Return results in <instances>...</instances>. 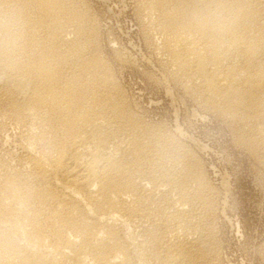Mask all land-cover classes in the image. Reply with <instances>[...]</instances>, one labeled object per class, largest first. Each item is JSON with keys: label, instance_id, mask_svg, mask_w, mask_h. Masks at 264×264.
Returning a JSON list of instances; mask_svg holds the SVG:
<instances>
[{"label": "bare ground", "instance_id": "6f19581e", "mask_svg": "<svg viewBox=\"0 0 264 264\" xmlns=\"http://www.w3.org/2000/svg\"><path fill=\"white\" fill-rule=\"evenodd\" d=\"M39 1L40 20L35 21L24 33L18 32L19 29L15 26L12 28V22L16 24V21L10 15L14 10H10L9 6L8 10L4 7L0 18V88H9V92L5 91L12 95V103H19L22 111H26L25 117L31 120L24 139L26 142L23 140L26 143L23 148L28 153L31 164L40 172L39 178L49 179V183L46 182L48 185H44L38 192L31 191L30 187L27 189L16 174H7L10 173L8 171L2 176L0 173V251L3 255L4 252L8 254L3 261L6 264H145L143 260L148 259V256L143 260L139 256L137 260H132L133 255L128 249L131 245L128 247L122 244L123 238L118 235L121 231H117L115 225L126 221L123 220L128 211L125 197H133L135 201L140 199L138 190L145 185L141 183L142 178L136 179L134 176L130 165L133 163L132 166L136 169V160H128V155L134 156V159L138 156L140 161L143 158L139 156L141 153L158 144L155 143L154 146L152 139V145L148 144V139L144 140L145 132L141 137L139 133L145 128L142 129L140 123V128L137 127V121L132 120L131 115H128L130 113H125L123 101L106 91L104 95L100 93L98 96L96 86L92 82H85L90 75L89 78H93V82H98L101 87L113 88L110 78L103 73L98 58L94 56L86 60L75 44H71L70 48L68 46V50L59 45L58 42L63 44L68 41L62 35L64 32L69 34L73 30L83 34L84 20L63 16L61 4L57 0ZM143 3L147 14L151 17L152 14L157 15L153 20L154 25L169 33L164 48L172 60L175 70L173 73L180 79L183 88L186 87V81L198 78L204 90L202 101L207 107L214 108L222 115L231 113L228 116L244 123L253 117L264 123V111L260 104L262 99L255 97L256 91H262L264 95V59L260 44L263 37L261 30L264 28V0H143ZM71 25L73 29L70 28ZM41 29L45 36L39 39L36 36ZM108 110L113 117L108 116ZM43 112L47 113L49 124L56 128L55 158L39 157L40 152L37 153L40 141L45 136L41 134L43 138L41 135L37 137L36 133H32V125L46 123L41 122ZM46 140L45 138L44 142ZM57 173L61 174L59 178ZM169 175H162V183L158 185L156 182V187L171 183L173 176ZM153 178L155 179L151 175L148 177L149 180ZM180 188L178 199L181 207L175 205L179 208H171L176 215L183 214L185 205L190 201L186 193L188 188L187 191L184 187ZM154 192L150 195L147 193V196L153 199ZM46 200L53 204L47 214L45 211L43 213L40 206ZM174 201L176 200L172 199ZM196 201L198 199L194 202ZM76 216H84L82 218H86V224L90 227L93 225L97 230L95 228L96 231L83 236L84 238L81 234L82 240H78L77 235L78 238L73 239L64 234L62 227L73 224ZM17 240L24 241L23 248L18 247ZM133 241L131 243L136 242ZM136 245L132 248L135 249ZM173 249L164 252L157 260L160 259L162 264H186L183 261L189 257V248L183 251L180 247L177 252Z\"/></svg>", "mask_w": 264, "mask_h": 264}, {"label": "rangeland", "instance_id": "374dc122", "mask_svg": "<svg viewBox=\"0 0 264 264\" xmlns=\"http://www.w3.org/2000/svg\"><path fill=\"white\" fill-rule=\"evenodd\" d=\"M57 1L61 4L63 16L73 20L81 18L85 24L83 34H78L68 27L67 31L71 32L62 34L64 38L66 37L65 41H68L63 44L58 42L59 45L62 49L68 50V46L70 48L71 44L73 46L75 44L80 48V55L86 60L96 56L103 73L110 78L113 88L111 86L101 87L100 84L99 86L98 82H93V78H89L90 75L85 82H92L91 84L96 86L95 92L98 96L107 92L115 95L117 100L123 101L125 113H130L128 115H131L132 120L138 122L135 123L137 127L140 128L142 124V129L145 128L146 131L143 129L139 133L141 137L143 138L142 133L145 132L144 140L148 139L149 141H146L148 144H151V141L154 146L155 143L158 144L154 147L158 150L147 149L148 151L143 152L145 156L143 153L139 155L140 158L143 157L142 160L140 159L141 162L138 156L134 159V156L128 155V160H136V169L132 166L133 163L130 165L134 176L136 179L142 178L141 183L145 184L138 190L140 203L137 202L138 200H133V197L126 196L127 199L125 197L128 202V211L127 215L123 216V220L126 221L123 222L124 224L120 222L115 225L116 230L121 231L118 235L123 238L124 243L122 244L128 247L131 245L127 248L131 251V256L133 255L132 260H137L138 256L143 260L148 256L145 260H148L149 264H162L160 259L157 260L159 256H163L170 248H174L173 251L177 252L181 247L183 251L189 248L187 250L189 257L183 261L186 264H264V131L261 132V129H264V123L254 117L244 123L231 118V113L222 115L214 108L207 107L202 101L204 90L198 78L192 79V82L186 81V87L183 88L180 79H177L176 74L174 75L172 60L164 48L169 33L154 25L153 20L157 18V15L152 14L151 17L147 14L143 0ZM39 2V0H14V2L0 0V18L5 8L6 10L11 8L15 16L10 15L16 21V24L12 22V28L14 29L15 26L19 29L18 32L24 33L34 25L35 21L40 20ZM70 28L73 29V26L71 25ZM263 29L260 44L264 54ZM43 32L42 29L38 30L36 37L39 39L44 37L45 32ZM62 68L65 70V67ZM8 89L6 86L0 88V173L3 176L10 171L7 174H16L27 189L30 187L31 191L39 192L44 185H48L49 179L39 178L41 177L40 172L36 170L34 164H31L32 161L30 162L29 155L23 148L29 129L27 127L31 120L25 117L26 111H22L19 103H12V95L7 93ZM255 97L262 99L260 104L264 111L263 92L256 91ZM17 98L20 100L19 97ZM108 112V116L113 117L112 112L109 110ZM238 114H241V110ZM25 119L27 122L24 121ZM48 121L47 113L43 112L41 122H46L42 124L44 127H41L40 123L32 125L34 129L32 133H36L37 137L42 134L48 140V142L45 141L46 144L44 136L41 135L43 139L42 142L40 141V146L42 148L39 146L37 152H40L39 157L46 156L47 159L49 156L57 157L54 146L56 144L54 140L57 138L56 128ZM50 142L54 143L50 144ZM154 160L156 163L153 162ZM148 173L151 177H155L153 180L150 179L152 185L148 179L150 176ZM161 173L163 176L172 173L169 176H173V181L165 184V187L161 186L162 188L155 185L156 182L158 185L162 183ZM59 174L56 175L58 178L61 176ZM147 181L150 183H145ZM180 187H184L185 191L188 190L187 199L190 201L188 205H185V213L176 215L173 209L181 207L178 199ZM168 189L172 191L170 190L169 193ZM150 191H155L154 194L152 193L153 199L149 197ZM156 191L157 193L163 192L157 195ZM147 193H149L148 196ZM172 199L176 201L172 202ZM195 199L198 201L194 202ZM45 203L40 206L43 213L45 211L47 214L53 208V204L50 200H46ZM173 206L175 207L171 209ZM188 210L191 214H188ZM82 217L84 216H76L73 224L64 225L62 227L64 234L72 236L73 239L79 237L78 240H80L83 236L97 230L93 225L90 227L86 224V218ZM17 241L18 247L23 248L24 241ZM132 241L134 243H131ZM135 245L137 247L133 249ZM138 245H142V248ZM0 254V263L6 264L3 259L7 258L8 256H5L8 254L4 252L3 255L2 251ZM145 260L143 263L148 264Z\"/></svg>", "mask_w": 264, "mask_h": 264}]
</instances>
